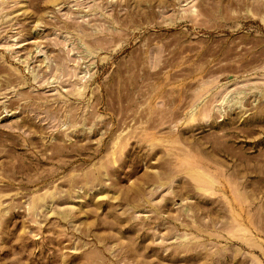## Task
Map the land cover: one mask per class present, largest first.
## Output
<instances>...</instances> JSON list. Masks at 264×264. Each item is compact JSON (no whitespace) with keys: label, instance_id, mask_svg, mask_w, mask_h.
Masks as SVG:
<instances>
[{"label":"rangeland","instance_id":"rangeland-1","mask_svg":"<svg viewBox=\"0 0 264 264\" xmlns=\"http://www.w3.org/2000/svg\"><path fill=\"white\" fill-rule=\"evenodd\" d=\"M247 33L264 0H0V264H264Z\"/></svg>","mask_w":264,"mask_h":264},{"label":"bare ground","instance_id":"bare-ground-1","mask_svg":"<svg viewBox=\"0 0 264 264\" xmlns=\"http://www.w3.org/2000/svg\"><path fill=\"white\" fill-rule=\"evenodd\" d=\"M110 34V33H109ZM112 36H114V34L112 33ZM242 39H244L245 41L243 43L247 44L248 45L250 44L251 46L248 47L249 49L251 50H259L260 52L261 51H264V40L261 39V37L259 36H253L252 38H250V34H245L244 36H242ZM247 49V47H244L243 49ZM245 49V50H246ZM250 50V51H251ZM249 51V50H248ZM252 52V51H251ZM257 53V52H256ZM264 53V52H263Z\"/></svg>","mask_w":264,"mask_h":264}]
</instances>
